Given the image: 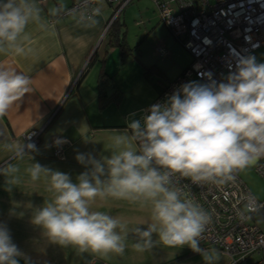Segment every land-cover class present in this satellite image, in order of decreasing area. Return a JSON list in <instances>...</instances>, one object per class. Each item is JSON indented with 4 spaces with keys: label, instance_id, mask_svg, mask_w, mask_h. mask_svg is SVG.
<instances>
[{
    "label": "clouds",
    "instance_id": "9594fccd",
    "mask_svg": "<svg viewBox=\"0 0 264 264\" xmlns=\"http://www.w3.org/2000/svg\"><path fill=\"white\" fill-rule=\"evenodd\" d=\"M88 3L85 0L82 7L87 9ZM90 12L94 26L101 8ZM30 23L45 27L36 0H0V53L21 56L30 52L25 47L30 42L26 32ZM30 84L29 76L0 65V117L31 91ZM66 142L54 141L56 146ZM2 148L21 161L38 152L34 142L6 143ZM75 158L88 168L77 183L68 174L38 162L26 169L32 181L43 176L49 191L55 193L53 201L36 210L32 218L52 243L73 246L81 254L123 255L127 223L91 210L98 197H111L150 205L147 227L131 230L137 237L132 245L137 252L152 250L156 236L164 247L187 246L201 256L203 264H219L217 249L201 247L212 215L194 198L183 196L178 185L185 179L198 186L225 185L235 181V173L264 158V62H257L255 55L237 53L235 69L220 82L209 75L207 83H185L163 103L151 105L141 119L127 122L125 130H116L110 156L97 159L90 153H78ZM19 171L10 162L0 166L9 191L20 183ZM256 211L249 202L240 214L247 218L245 213ZM18 257L31 264L12 241L7 226L0 223V264H19Z\"/></svg>",
    "mask_w": 264,
    "mask_h": 264
},
{
    "label": "rangeland",
    "instance_id": "374dc122",
    "mask_svg": "<svg viewBox=\"0 0 264 264\" xmlns=\"http://www.w3.org/2000/svg\"><path fill=\"white\" fill-rule=\"evenodd\" d=\"M106 5L109 14L113 9L104 1L99 4ZM103 6V5H102ZM121 35L125 44L122 55L117 45L107 43L100 45L98 51L103 53L105 49L106 66L114 77V82L122 91V99L119 107H108L105 111L107 121H110L115 131L107 130L100 133V154H91L97 159L102 156H110L112 151V137L116 130L123 131L127 128V122L132 119H140L141 109L147 106L155 97L154 85L143 75L144 67L156 64L160 67L165 77L151 73V77L164 83L174 78L182 69L191 62V55L183 47L178 38L169 30L165 22L160 18L152 0H134L126 5L118 17ZM103 36V34H102ZM103 37H101L102 40ZM120 56V57H119ZM257 62H264V45L255 51ZM111 126H109L110 129ZM45 139V136L43 137ZM91 138V137H90ZM97 148V147H96ZM26 158V157H24ZM13 162L25 164H43L51 161L39 159H15ZM53 170L66 173L77 183V177L88 170L85 165L71 168H61L58 160L53 159ZM20 170L17 175L20 183L13 185L8 190L6 177L0 174V223L7 226L12 241L20 251L30 259L31 264H84L92 256L108 264H203L201 256L191 251L190 248H167L158 243L150 251L137 252L133 243L137 237L131 232L135 227H147L150 222V205L130 203L127 200H117L111 197L97 198L91 205L92 211H102L119 218L127 223L129 236L123 255L93 254L90 252L78 253L73 246L61 247L52 243L46 231L32 222L36 210L53 201L55 193L49 191V182L42 176L37 181H32L26 169ZM239 177L247 185L251 193L258 199H264V177L257 173L251 166L238 172ZM219 264H230V257L220 252ZM19 264H25V259L18 257ZM258 256L253 255L239 264L256 263Z\"/></svg>",
    "mask_w": 264,
    "mask_h": 264
},
{
    "label": "crops",
    "instance_id": "0c3cea01",
    "mask_svg": "<svg viewBox=\"0 0 264 264\" xmlns=\"http://www.w3.org/2000/svg\"><path fill=\"white\" fill-rule=\"evenodd\" d=\"M101 1L104 0H98L95 6L101 8V15L95 18L99 23L93 26L89 16L61 14L71 0H36L45 27L30 23L26 28L30 42L25 47L31 48V51L21 56L12 52L0 53V65L14 68L31 79V91L0 117V166L7 162L19 168L31 166L13 162V153L2 148L6 143H22L23 133L31 128H41V133L36 146L38 152L29 155L41 161H51L42 166L53 167L55 158L50 156L51 139L59 137L67 140L64 148L66 159L58 160L61 163L58 166L65 169L81 165L75 158L78 153L100 154V133L115 131L113 123L107 121L105 111L111 105L120 106L122 91L119 98L113 96L103 105L97 93L101 72H106L114 80L106 66L105 49L103 53L98 51V47L107 42L104 43V39L109 35L105 32L113 11L107 14L106 5L99 4ZM57 9L61 11L56 12ZM118 31L121 32L120 27ZM156 67L162 73L160 76L165 77L163 70L158 65ZM164 83L159 82V85ZM113 84L120 91L114 81ZM107 90H114L112 84ZM109 126L111 128L107 129ZM30 156L24 159H31Z\"/></svg>",
    "mask_w": 264,
    "mask_h": 264
},
{
    "label": "built area",
    "instance_id": "2783aa9c",
    "mask_svg": "<svg viewBox=\"0 0 264 264\" xmlns=\"http://www.w3.org/2000/svg\"><path fill=\"white\" fill-rule=\"evenodd\" d=\"M98 0H71L61 11L62 15L82 14L90 16V9ZM113 6L110 22L133 0H104ZM160 18L172 34L179 39L191 55L190 64L177 76L167 79L162 90L145 107L143 115L151 105L163 103L181 85L196 81L207 83L208 76L220 82L230 69H235L237 53L255 55L264 45V0H152ZM41 128H31L23 133V142L40 141ZM31 136V141L27 137ZM50 142V156L65 160L66 143L56 146ZM64 139V138H61ZM66 140V139H64ZM67 141V140H66ZM264 177V158L252 166ZM236 179L225 185L192 184L182 180L178 185L182 195L194 198L211 215L212 223L207 226L201 239V247L215 248L230 257V264H239L253 255L254 262L264 264V199L258 200L244 181L235 173ZM251 202L258 211L241 216L245 204ZM84 264H108L95 257Z\"/></svg>",
    "mask_w": 264,
    "mask_h": 264
},
{
    "label": "trees",
    "instance_id": "16d2710c",
    "mask_svg": "<svg viewBox=\"0 0 264 264\" xmlns=\"http://www.w3.org/2000/svg\"><path fill=\"white\" fill-rule=\"evenodd\" d=\"M124 8H122L120 10V12L115 16V18L110 22V25L108 26V28H107V30L105 32V34L109 35L107 43L112 44V45H117L119 47V49H120V56L122 55L123 50L125 48L124 46H126V44H125L124 36L121 35V32L119 33V31H118L117 23L120 22V21H118V17H119V14L122 12V10ZM111 16H112V14H111ZM111 16H110V18H111ZM121 23L122 22H120V24ZM152 72H155V73H157L159 75H162L161 71L154 64H152V65H150L148 67H145L143 75L154 85V87L159 92L160 90H162L163 87L161 85H159V81L158 80H155V79H153L151 77V73ZM111 84H112V88L114 90L108 92L107 87L109 85H111ZM120 92L121 91H119V90H117V88H115V85L113 84V81H112V77L107 75L106 72H101L99 77H98V80H97V93H98V97L100 99V104L103 105V104H105L104 102L110 101L113 96L119 98V96L121 95Z\"/></svg>",
    "mask_w": 264,
    "mask_h": 264
}]
</instances>
